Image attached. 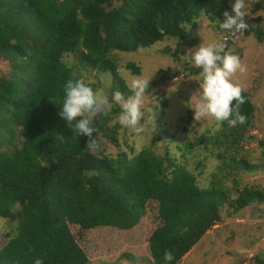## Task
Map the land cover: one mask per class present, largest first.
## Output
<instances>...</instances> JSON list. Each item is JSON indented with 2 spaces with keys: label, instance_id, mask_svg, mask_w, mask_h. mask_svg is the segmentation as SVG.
<instances>
[{
  "label": "trees",
  "instance_id": "16d2710c",
  "mask_svg": "<svg viewBox=\"0 0 264 264\" xmlns=\"http://www.w3.org/2000/svg\"><path fill=\"white\" fill-rule=\"evenodd\" d=\"M229 1L122 0L112 7V0H0V59L10 67L0 77V143L6 146L0 151V218L15 224V233L7 234L0 248V264H34L37 258L43 264H87L69 225L130 230L149 202L157 203L161 223L149 237L154 264H178L222 220L226 204L238 213L264 202V192L253 186H244L234 199L221 184L200 188L175 159L149 149L132 157L126 152L95 155L87 150L88 137L58 115L66 83L81 79L65 64L64 55L109 71L111 94L119 90L128 96L130 89L108 59L111 52L132 53L166 38L197 47L199 40L185 25L194 29L201 15L214 24L223 21ZM244 35L261 42L264 30L249 27ZM126 68L140 75L133 63ZM200 71L188 68L193 76ZM242 95L247 122L236 127L219 122L217 130L200 136V143L222 148L229 168L252 171L256 168L245 157L236 158L255 112L249 94ZM113 105L108 115H99L94 134L99 146L100 137L118 144L120 125H107L121 111ZM181 149L189 153L192 144ZM217 158L223 160L222 155ZM166 250L173 251L170 262L164 259Z\"/></svg>",
  "mask_w": 264,
  "mask_h": 264
},
{
  "label": "rangeland",
  "instance_id": "374dc122",
  "mask_svg": "<svg viewBox=\"0 0 264 264\" xmlns=\"http://www.w3.org/2000/svg\"><path fill=\"white\" fill-rule=\"evenodd\" d=\"M259 1L246 0L249 4L246 22L251 28L259 25L264 30V5H258ZM121 3L122 0H112L111 4L118 7ZM231 3L234 0L229 1V6ZM222 22L214 24L201 15L194 29L188 24L185 28L191 37L199 40V45L208 44L228 37L229 34L220 26ZM228 44L246 66V71H238L233 81L242 85L243 92L249 94L255 108L236 158L245 157L256 170H233L227 166L229 156L222 148L200 143V136L209 129L217 130L220 121L210 115L200 121L193 119L194 108L202 93V82L200 74L193 76L188 72V68L195 66L187 52L189 49L194 51L199 45L189 48L173 38L132 53L115 51L108 55L128 88L136 78L150 79L142 108L144 117L141 124L146 130L137 134L133 129L121 126L119 114H112L107 125H120L118 144L98 135L101 144L93 153L116 157L119 152H126L128 157H132L142 149H149L158 156L166 154L175 159L195 177L200 188L210 187L213 182L221 184L229 190L231 199L236 198L244 186H253L264 192V37L258 42L251 35H243L228 39ZM63 61L75 75L94 89H104L111 97L114 81L109 71L99 72L81 63L73 54L64 55ZM128 63H133L140 75H133L126 68ZM9 70L8 62L0 59V77L7 76ZM162 102H166V107ZM99 122L97 116L95 128ZM15 142L19 143L17 138ZM186 142L192 144V149L184 154L181 148ZM130 147L133 153H130ZM5 149L6 146L0 143V151ZM217 155H222L223 160H219ZM157 211V203L149 202L139 223L126 231L95 223L82 228L77 224L69 227L89 260L87 264H154L149 237L161 224ZM220 214L222 220L208 230L178 264H264V202L251 204L238 213H233L226 204ZM14 233L15 224L0 218V248L7 243V234Z\"/></svg>",
  "mask_w": 264,
  "mask_h": 264
},
{
  "label": "clouds",
  "instance_id": "9594fccd",
  "mask_svg": "<svg viewBox=\"0 0 264 264\" xmlns=\"http://www.w3.org/2000/svg\"><path fill=\"white\" fill-rule=\"evenodd\" d=\"M248 9L246 0H234L230 10L223 12L224 20L220 23L221 28L229 34L228 37L219 42L201 44L194 51L189 49L187 52L193 65L201 70L203 81L200 85V101L194 108L195 121L210 115L220 122L227 121L229 127L247 122V116L241 112L246 102L242 95L245 89L233 81V76L238 71H246V66L235 50L229 47L228 39H237L248 30ZM149 80L136 78L129 85L131 95L125 96L117 90L109 97L104 89H94L83 79H70L64 87V98L58 115L66 121L68 127H74L80 136L88 137V151H95L99 147L94 136L97 132L94 127L96 117L108 115L113 104L121 109L118 116L121 126L133 129L137 134L143 133L146 128L141 124L144 117L142 108ZM164 259L172 261L173 251L166 250ZM34 264H43V261L37 258Z\"/></svg>",
  "mask_w": 264,
  "mask_h": 264
}]
</instances>
